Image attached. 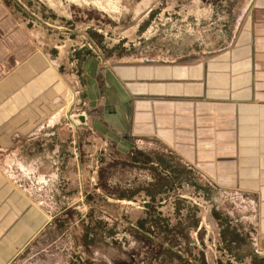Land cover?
Wrapping results in <instances>:
<instances>
[{"label": "rangeland", "instance_id": "374dc122", "mask_svg": "<svg viewBox=\"0 0 264 264\" xmlns=\"http://www.w3.org/2000/svg\"><path fill=\"white\" fill-rule=\"evenodd\" d=\"M2 1L67 74L63 110L76 121L82 59L113 68L203 61L227 46L249 0ZM135 141L115 149L95 134L74 146L62 189L46 193L53 225L11 264H264L250 198L234 203L200 167Z\"/></svg>", "mask_w": 264, "mask_h": 264}, {"label": "crops", "instance_id": "0c3cea01", "mask_svg": "<svg viewBox=\"0 0 264 264\" xmlns=\"http://www.w3.org/2000/svg\"><path fill=\"white\" fill-rule=\"evenodd\" d=\"M73 72L78 124L63 110L67 74L0 0V264L46 235L55 213L46 193L62 189L74 146L95 134L115 149L155 142L200 167L232 202L252 200L264 238V0H249L227 46L203 61L113 68L89 56Z\"/></svg>", "mask_w": 264, "mask_h": 264}, {"label": "water", "instance_id": "95a60500", "mask_svg": "<svg viewBox=\"0 0 264 264\" xmlns=\"http://www.w3.org/2000/svg\"><path fill=\"white\" fill-rule=\"evenodd\" d=\"M76 120H80L82 121L84 119V117L82 115H78V116H74Z\"/></svg>", "mask_w": 264, "mask_h": 264}, {"label": "built area", "instance_id": "2783aa9c", "mask_svg": "<svg viewBox=\"0 0 264 264\" xmlns=\"http://www.w3.org/2000/svg\"><path fill=\"white\" fill-rule=\"evenodd\" d=\"M80 115H82L83 117H84V112H82ZM84 120V119H83ZM83 120L82 121H80V120H76L75 122L78 124V123H81V122H83Z\"/></svg>", "mask_w": 264, "mask_h": 264}]
</instances>
